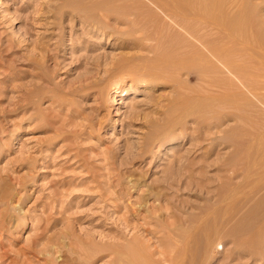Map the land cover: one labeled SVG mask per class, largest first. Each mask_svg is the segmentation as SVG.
<instances>
[{
  "label": "rangeland",
  "instance_id": "rangeland-1",
  "mask_svg": "<svg viewBox=\"0 0 264 264\" xmlns=\"http://www.w3.org/2000/svg\"><path fill=\"white\" fill-rule=\"evenodd\" d=\"M102 1L0 0V264H264L256 186L237 236L230 227L206 247L189 234L243 180L246 111H264V0H232L231 14L250 11L222 39L241 66L230 82L258 83L256 95L174 121L179 92L206 84L174 65L145 82L160 62L153 36Z\"/></svg>",
  "mask_w": 264,
  "mask_h": 264
},
{
  "label": "bare ground",
  "instance_id": "bare-ground-1",
  "mask_svg": "<svg viewBox=\"0 0 264 264\" xmlns=\"http://www.w3.org/2000/svg\"><path fill=\"white\" fill-rule=\"evenodd\" d=\"M237 1L243 4L248 0H235ZM230 2L232 3V0H105L96 5L99 10L121 8L127 15H133L138 21L143 20L140 29H147L153 36L156 59L160 61L150 70H143L145 82L158 78L166 65H174L176 69H185V75L196 72L194 76H199L196 77L197 80L206 84H200L199 91L196 89V95L179 92L166 118L168 121L181 119L183 113L195 107L194 104L200 108L204 106L224 108L234 101H239V94L245 93L246 95L247 92L256 95V91L259 90L258 83L256 86L254 81L253 84L249 82L247 85L246 81H243L242 85L238 86H236L237 83L234 85L230 82L234 72H237L235 70L241 66L239 62L237 65L238 59L236 61L235 56L232 55L231 58L230 55L225 54L232 50V46L222 39L229 40L235 30L240 31L239 27L246 20L245 15L249 10L239 4L242 8H238L235 14H231L232 12L227 11ZM147 4H152L153 8ZM157 21L162 24L159 25ZM163 28L167 30L166 33L157 36L156 34ZM239 31H236V34ZM243 33L246 35L245 29ZM239 34L242 38L244 37V34L240 32ZM228 74L233 75L228 76ZM235 77L232 78L237 80L238 77ZM118 88L117 80L111 83L110 90L117 91ZM119 92L126 95L131 90L122 89ZM218 92L222 95L218 102L210 99ZM180 143L179 140L172 139L165 144L164 151L167 152L168 149ZM242 167H245L242 173L243 180L232 184L233 186L230 184L228 187H222L214 203H211V206L205 210L202 209L204 217L196 222L193 233H189L193 237H202L206 247H210V242L211 245L213 241L215 243L218 236L230 227L234 230L231 229L229 234L237 236L235 228L246 224V193L244 190L247 186L257 187L252 197L257 194L264 195V111H246V162ZM20 227L23 230L25 225L22 224ZM184 251L185 248H173L175 253H184ZM130 262L136 264L134 259Z\"/></svg>",
  "mask_w": 264,
  "mask_h": 264
}]
</instances>
